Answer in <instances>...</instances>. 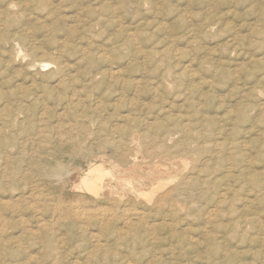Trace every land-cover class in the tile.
Segmentation results:
<instances>
[{
	"label": "rangeland",
	"instance_id": "rangeland-1",
	"mask_svg": "<svg viewBox=\"0 0 264 264\" xmlns=\"http://www.w3.org/2000/svg\"><path fill=\"white\" fill-rule=\"evenodd\" d=\"M0 12H2V14H0V139L3 137V141L2 139L0 140V147L2 146L1 144L5 142L3 144L4 147L2 146L3 149L2 147L0 148V178L3 180L1 181L0 179V264H146L147 262H149L148 264H151L152 262H154L152 264H161L163 260L164 262L162 264H205V262L206 264H264V0H0ZM19 48L22 49V52H24L25 54L24 57L26 58H24L23 56H16V51ZM107 56L109 58H107ZM22 58L25 60H23ZM35 60L56 62L60 64L61 67L63 65L66 66L62 67L63 72L61 74H55V79L45 77L43 78V72L39 70L40 68L37 66L38 62H36ZM35 63H37V65ZM33 64L35 66L30 67ZM107 69L109 70L107 71ZM114 69L117 70V72H114ZM105 70L108 74L105 73ZM122 72L125 73L123 74ZM162 72L164 75H167V72H169V74L167 76H164L162 75ZM29 76H31L30 80L34 78L33 82H28ZM80 79L82 81H80ZM121 79L122 81H119ZM59 80L64 82H60ZM76 80H79L78 83ZM36 81L37 83H34ZM73 81L74 84L72 83ZM38 83L39 85L41 84L42 89L38 85ZM172 83L174 85H172ZM30 84L33 85V90H31ZM60 84L63 87H58V85ZM83 84L86 85L87 88L83 86ZM150 86L151 89H149ZM34 87L36 92L34 91ZM76 87L78 88L76 89ZM120 87L124 88L121 89ZM81 89H84L86 93ZM120 90L123 92H121ZM31 91L32 94L33 92H35L34 95L31 94ZM119 92L126 95L122 97L123 94H120ZM141 92L143 93L141 94ZM137 93H139L140 95ZM36 94H38L39 96H36ZM72 94H75L76 96H78V98L81 97V99L79 98V100H82L83 102H78V98H74L77 99L74 100L73 97L75 95L72 96ZM160 94L164 96L162 97ZM31 95L33 96V98ZM132 96L137 98H134ZM152 97L154 98L152 99ZM133 99L135 100V102L132 101ZM166 100L169 102H167ZM244 100L247 102L245 103ZM96 101L99 102L96 103ZM138 101L140 102V104ZM101 102H104L102 103L104 106L100 104ZM116 102L119 105L115 104ZM129 102H131V104L133 102L134 105L132 104L131 107V104ZM148 102L150 103L148 104L149 106L147 105ZM28 103H30L31 105L33 103V108L28 107ZM69 103L71 104L68 105ZM105 103L108 105H105ZM142 103L143 105H141ZM159 103L162 105H160ZM93 104L95 105V107L93 106ZM166 104H168V106ZM3 105L5 106L4 108L2 107ZM67 105L71 108H65V106ZM129 105L130 107H127ZM139 105L141 106V108L143 106L144 109L140 108V110H137L139 108ZM238 105H240V108ZM75 106L76 109L78 108L80 110H75ZM241 106L243 107V109ZM63 107L64 113H59L62 112L61 108ZM85 107H87V114L85 111ZM103 107L107 108L108 110L106 109L105 111ZM2 108L3 110L6 109L7 111L5 110L4 112ZM93 108L94 110H92ZM102 108L104 110H101ZM146 109L149 112H146ZM98 110H100L101 115H103L102 119L100 118V112ZM66 111H68V113ZM96 111H98L99 113H97ZM103 111H105V114H102ZM235 111L238 112V117H235L237 116V114L234 115L235 113H237ZM241 111L242 113L243 111L244 113L247 111L248 112L247 114L243 113V115L241 114ZM78 112H81L82 116H85L81 117V114H79ZM129 112L134 114H130ZM153 112H155L156 114ZM164 112L168 114L167 117ZM168 112L173 115H170ZM1 113L3 116L1 115ZM42 113L45 114L44 116H46L47 118L44 117ZM111 113L113 116L111 115ZM183 113L186 115H182ZM77 114L81 118H79ZM121 114L123 116L124 114L126 115L123 117ZM139 114L142 116H140ZM176 114L178 117L177 119L180 118L178 122L176 119ZM49 115H52V118ZM58 115L64 116L63 120L62 117ZM67 115L69 116V118L67 117ZM104 115L105 117L107 116V119H105ZM116 115L118 116V118H116ZM130 115H132L133 117ZM159 115H163L162 118H164V116L166 118L161 119ZM187 115L190 117L187 118ZM110 116L112 117V119L113 117H115V119L117 120L114 121L115 119H113V122ZM144 116L146 118L148 116L150 119H145ZM2 117L5 118L2 119ZM6 117L7 120H5ZM98 117L101 120H99ZM126 117H130L131 120L134 119V121L129 122L131 120L129 118L127 119ZM135 117L138 119H135ZM16 118L20 119V121ZM30 118L33 120H31ZM82 118H84V120ZM159 118L160 124L163 122L162 124H164L165 126L161 124L162 126L160 127L156 124L159 123ZM46 119L47 121L48 119H50L48 123L47 121H45ZM125 119L127 120L125 121ZM2 120H4L5 122ZM40 120L41 122L45 121L46 123L44 122V125L40 124ZM66 120H69L73 123H70ZM74 120L76 121V125L74 124ZM79 120L81 122L83 121V123L79 124L81 123ZM104 120L105 122H103ZM90 121H92V123H90ZM109 121L110 123L112 122V124H109ZM181 121H184L185 124ZM205 121L206 123L204 124ZM2 122L4 123V125L1 124ZM14 122H16V125ZM19 122L22 123L21 126ZM56 122L57 124L59 123L58 125H56L59 130L55 126ZM64 122L68 123L65 124ZM101 122L105 123L104 127L102 128L100 127L103 124ZM147 122L151 123V127ZM60 123L68 129L66 134L65 131L67 129L64 127L63 131V127L60 125ZM125 123H127L128 125L126 124V126ZM143 123H147L148 125L145 124L147 126H144ZM194 123L196 126L193 125ZM12 124H14L15 127L12 128V126H14ZM190 124L194 128H190ZM29 125H31V127ZM72 125H74V127ZM108 125H111V127L114 128L111 130V127H109ZM120 125L121 127L119 128ZM166 125L168 129H166ZM54 126L56 127L58 132L56 131ZM128 126L129 129H127ZM158 126L160 128H157ZM182 126H185L186 128L188 127L187 133L185 132L186 135L183 134L184 132H176L178 128ZM200 126L203 127L200 129ZM210 126L211 130H209ZM29 127L31 128V130ZM79 127L82 128L83 131L82 129H79ZM107 127L108 129H106ZM147 127L149 130L147 129ZM14 128H16V130ZM48 128L50 130H48ZM39 129L40 131L44 129L45 130L40 132ZM92 129L94 130V132ZM115 129H117L118 131ZM151 129L155 130L154 132L158 133H155L154 135H157L155 137H160V139L156 138V140L153 141L154 132L151 131ZM173 129H175L173 131V134L177 133L175 134L176 136L172 134ZM217 129L219 130V132ZM12 130L13 133L11 132ZM70 130L71 132H69ZM86 130L87 132H90L86 133ZM108 130L111 132L109 133ZM6 131L8 134L6 133ZM59 131L61 132V134L64 132L63 134L65 135V137L63 134L61 135ZM72 131H79L80 133L77 132L74 135ZM119 131H123L122 134H120V137H118L120 133ZM127 131H129L131 135ZM148 131L151 132L149 133ZM39 132L43 135H40ZM43 132H46V135ZM97 132H101L104 137H101V133H98L101 134L98 135ZM126 132L128 136L126 134V136L123 134ZM167 132H170L171 135H167ZM30 133L32 134L31 136ZM47 133L51 134L49 135ZM191 133H193L194 136ZM196 133H198V138L195 137ZM83 134H87L86 137ZM106 134L109 135V137ZM207 134H209L208 138ZM216 134L217 137L215 136ZM59 135L62 138L59 137ZM66 135H68L69 138ZM133 135H137L135 137L136 140L134 139V141L132 140ZM225 135L227 136L225 137ZM29 136L31 137V139L34 137L33 140H31ZM42 136L45 137V139H43ZM87 136L89 138H92L89 140ZM105 137H107L108 139L114 138L112 139L113 141L115 140V142H119V144L117 142L119 146V152H123V154L126 155L129 152L130 156H128V158L126 159L127 163L122 162V164H119L120 162L118 163L117 159L114 160L115 157L113 156L112 149L110 148H94L98 144L97 141L100 140L98 138ZM162 137L166 140H163ZM64 138L65 141H63ZM78 138L80 139V141L78 140ZM140 138L142 139L139 141ZM214 138L216 140H214ZM220 138L222 139L220 140ZM202 139L206 140L204 141ZM240 140H242V143L240 142ZM59 141L61 143H59ZM94 141L95 143H92ZM121 141H123L122 147L124 146L122 150L120 146ZM151 141L152 144H148L151 143ZM181 141H186V143ZM222 141L224 142L221 146ZM37 142L38 144H41L37 146ZM132 142H134L135 144ZM175 142L178 144H176ZM180 142L181 144H179ZM217 142L220 143H218L217 145ZM230 142L233 144H230ZM51 143L52 145L50 146ZM66 143L68 144V146ZM126 143L128 144L127 146ZM136 144L139 146H137L138 148L135 147ZM184 144H186L185 146L187 147L184 148ZM20 146L23 147L22 150ZM80 146L87 149L91 148L90 151H93L92 153L96 152V154H92L91 158L89 159H84L79 155L76 156V161L73 159L75 156L70 159L69 153L73 150L76 151L77 148L79 151L81 149ZM168 146H170V148ZM217 146H219V148ZM157 147L159 149H163V151H159ZM189 147H193L192 150H190L191 148ZM195 147L197 148V153L194 152L196 149ZM51 148L53 151L50 153L51 150L49 149ZM124 148H126L127 151ZM147 148L151 149L154 153L150 150L149 153L144 154V150H146ZM176 148L178 151L176 150ZM223 148L229 150L226 151ZM167 149H170V152H168ZM171 149H174V151L171 152ZM185 149H188L189 152ZM62 150L65 151L62 155V161L64 163L66 173L61 181L56 180L54 177H52L50 172L48 174L49 170L47 171L46 169L48 168V164L51 158L56 154V152H63ZM141 150H143L142 153ZM15 152H17L18 154L16 155ZM155 152L157 154L156 156L154 155ZM158 152H160V154L166 158H163L162 156L160 157V154ZM4 153L7 155H5ZM151 153H153V155H150ZM180 153H182L183 155ZM194 153L196 155L198 154L199 157H197L198 155L195 156ZM45 154L46 156H44ZM167 154H169L171 157L169 155L167 156ZM147 155L148 157H145ZM179 156H182L184 159L182 157L178 158ZM191 156L194 157L191 158ZM212 156L214 157L212 158ZM174 157L178 160L174 159ZM37 158L42 159L38 160ZM171 158L176 162H179L183 159L185 161V163H183L185 167L181 168L183 165L178 164V162L177 164H173V162H176ZM72 159L74 161H72ZM159 160H161L165 164H162V162H160ZM167 160L168 162L170 161V164L172 165H178L172 166L176 170H179L181 168L180 170L183 171V169H185L183 171L184 175L190 178L189 181H192V184L190 183L185 190H176L174 191L176 192L174 194L172 192L171 197L173 198H171L170 204V206L172 205V207H170L171 210H169V212V205H166L164 209L159 210L160 212L152 211L153 214L151 212L143 210L141 206H139L140 204L138 202L141 201V199L139 198L140 196L138 197L131 193L128 189V186L123 184L125 182L121 183V180L115 181L114 179H109V181H106V183L110 182V186L106 187L112 190V194L110 195V197H102V195L94 197L91 195H87L82 189L78 188L81 187L80 180L83 177L85 170L93 163H98L101 165L103 164L102 166L104 169L110 171L116 176L121 174L126 175L127 178L131 177L129 181L134 184L135 178L146 181L147 178L144 177L149 175V173L155 167H168L170 164L167 162ZM194 160L195 162H193ZM203 160H205V162L207 160L210 162L207 161L206 165ZM216 160L219 161L217 162ZM35 161L36 163H34ZM70 161L72 162L70 163ZM7 163L9 164L7 165ZM128 163L131 164L129 165ZM203 163L206 166H203ZM34 165L36 167H34ZM124 166L127 167V169ZM35 168L38 170H36ZM8 169H11V171H9ZM199 169L204 170L202 172L201 170L199 171ZM213 169H217V171ZM187 171L190 172L188 173ZM15 173L18 176H15ZM135 173L139 175L137 176L135 175ZM46 174H48L50 178ZM8 175L9 178L6 179ZM143 175L145 176L143 177ZM2 176L4 177V179L2 178ZM45 176H47L48 178ZM171 179L172 178L167 177V179H165V181L163 180V182H174V179L172 182ZM216 179L217 181H215ZM202 180L205 181L204 184H201V182L203 183ZM214 181L215 183H213ZM230 184L232 185L230 186ZM39 186L45 189L43 190V188H40ZM37 188H39L41 191H38L39 189ZM210 188H212V191ZM225 188L231 189L226 190ZM32 191H34L35 193ZM187 191L190 195L187 193ZM39 192H41L40 195ZM46 193L47 195H45ZM196 194H198L199 196H196ZM28 195L31 196V198ZM48 195H51V197H49ZM122 195L124 197H122ZM174 195H178L179 197L183 196L184 198H179L178 196ZM220 195H223V197H221ZM185 196L189 199H186L187 202L185 200ZM195 196L197 198H200L201 201ZM26 197L28 198L26 199ZM111 197L113 199H111ZM35 198L37 201L35 200ZM230 198H233L232 201H230ZM126 199L128 203L125 202ZM219 199L220 201H218ZM195 200H198L199 204H197L198 202ZM44 202L45 204L43 205ZM58 202L59 204L62 203V205H58ZM121 202L123 204L125 202V208L124 206L122 207L123 204H121ZM40 203L43 205V207H41ZM67 203L70 204L67 205ZM75 203L78 206L83 207L82 209H84L87 215H89L85 216V218L88 217L87 220L83 217L81 218L75 216L74 212L71 209V206L69 207V205H76ZM86 203L87 205L89 204L90 207L87 206ZM117 203H119V207ZM180 205L182 208H180ZM15 206L20 210L18 208H15ZM65 206L67 207V210H64ZM68 207L71 209V212L70 210H68ZM126 207H128L129 209ZM190 207L193 208L191 211ZM94 208H96L97 210ZM115 208H118L117 212ZM172 209L173 212L175 210L176 212L173 213ZM90 210L92 211V213ZM13 211L15 212L13 213ZM34 211H37V213H41H38L37 216L36 212ZM64 211L66 212V214H63ZM68 211L69 214H71L70 216L69 214H67ZM135 211H142V213H144L141 215L143 218L139 219L142 222L136 220L134 218L136 217L135 215L131 217L128 216V219L130 221L126 220V217L124 215H129L128 212L133 213ZM170 211L172 213H170ZM57 212H59L60 215ZM110 212L113 215H111ZM99 213L101 216L99 215ZM116 213L120 214V217ZM90 214H92L93 216L95 214L96 216L93 217ZM170 214L171 216H169ZM225 214H228L229 216L226 217L224 216ZM50 215L53 219L48 218L50 217ZM61 215H64L65 217L62 216L63 219H60L62 218ZM66 215H68L69 219ZM116 215L117 218H114ZM162 215H164L165 217ZM36 216L38 218L35 219ZM161 216L162 218H164L162 219ZM121 217L122 219L124 218V222ZM167 217H170L171 222L170 220L167 221L169 219ZM71 218L72 221L70 220ZM133 218L134 221H132ZM49 219L50 222L48 223ZM118 219H121V221ZM36 220L38 221V223ZM51 220L55 221V223H52ZM69 220L71 221L70 224ZM41 221L45 224L44 226H46V228L42 226ZM112 221H114L115 224L118 222V224L115 225ZM127 222L130 223L131 228L133 227L132 230L130 227H125L128 224ZM133 222H135V224ZM61 223L63 224V226ZM99 223H102L101 225H106H103V227H99ZM140 223L142 225H140ZM163 223L166 226H160L161 229H159V224L164 225ZM85 224H88V227L85 226ZM108 224L109 228L106 229V227H108ZM177 224L179 226H177ZM79 225H81L82 229L78 227ZM33 226L35 229L32 228ZM51 226H53V229L51 228ZM83 226L85 228H83ZM121 226L123 227L121 228ZM136 228H138L139 230ZM148 228H150L151 230ZM60 229L63 230L61 231ZM120 229L122 233H120ZM79 230H82L83 232L86 231L88 235H85V233H82V231ZM133 230L137 231L132 232ZM205 230L208 235L206 234V232L204 233ZM102 231L104 232L103 234ZM127 231H129V235L131 234L130 236H127ZM149 231L154 236H152ZM25 232H28L29 235H26ZM45 232L47 234H45ZM64 232L65 234H63ZM123 232L124 234H126L125 238L123 237ZM77 233L81 236V239H79ZM44 234L46 235L45 237ZM74 234H76V236H74ZM93 234H95L96 237H93ZM100 234L103 236L101 237ZM118 234L120 235L118 236ZM149 234L151 237L149 236ZM55 235L59 241L56 240ZM63 235H65V237L67 238L62 240ZM115 237L119 240L115 239ZM129 237L131 241H128ZM104 238L106 241L104 240ZM154 238L156 239L154 240ZM202 238L203 241L207 239V242H203ZM152 239L153 241H151ZM200 239L202 243L200 242ZM176 240L179 242H176ZM196 240L202 245L199 243L195 244ZM90 241L93 242L91 243ZM59 242H61L62 244ZM74 242H76V244ZM105 243L108 245H105ZM101 245L103 248L101 247ZM193 245L197 247H194ZM80 246L85 247L83 248ZM98 246L100 247L98 248ZM108 247L113 248L114 251L113 249L111 250V248L109 250ZM221 247H223L225 250L223 248L221 250ZM198 248L200 250H198ZM205 248H208V250L205 251ZM101 249L105 252H102ZM86 251L89 252L87 253ZM220 251H225L226 253L229 252V254L225 253V256L227 257L224 256L222 260V257H220L219 254ZM101 252L107 255L103 256ZM157 252H160V255L157 254ZM153 253L155 256L153 255ZM109 254H111L113 257ZM202 254L206 256V260H204L205 257H201ZM238 254L240 256H238ZM76 255H78V257ZM94 255L96 256L94 257ZM75 256L79 259H77ZM157 256H161L159 259L162 260H159ZM162 256L164 257V259L162 258ZM92 257H94V259ZM109 257H111V260ZM169 257L171 260L168 259ZM154 258L157 260H155Z\"/></svg>",
	"mask_w": 264,
	"mask_h": 264
},
{
	"label": "bare ground",
	"instance_id": "bare-ground-1",
	"mask_svg": "<svg viewBox=\"0 0 264 264\" xmlns=\"http://www.w3.org/2000/svg\"><path fill=\"white\" fill-rule=\"evenodd\" d=\"M13 5H14V4H13ZM14 6H15V5H14ZM9 11H10V10H9ZM0 14H2V12H0ZM99 52H100V51H99ZM103 52H104V51H103ZM103 52H101V53H103ZM13 53H14V52H13ZM99 54H100V53H99ZM105 55H106V54H105ZM105 55H104V56H105ZM14 56H15V55H14ZM16 56H17V57H19V56H20V57H21V56L24 57L25 54H24V52H22V49L19 48V49L16 51ZM16 56H15V57H16ZM95 57H96V56H95ZM98 57H99V55H98ZM24 58H26V57H24ZM96 58H97V57H96ZM107 58H109V57L107 56ZM13 59H14V58H13ZM18 59H19V58H18ZM22 59H23V58H22ZM102 59H103V55H102ZM104 59H105V58H104ZM23 60H25V59H23ZM96 60H97V59H96ZM105 60H106V59H105ZM35 61L38 62V65H37V63H35V64L40 68L39 70H41V72H43V73H42L43 78L45 77V78H52V79H55V78H56L55 74H58V73L61 74V73L63 72L62 67H65V66H66V65H63V66L61 67L60 64H58V63H56V62H50V61H45V60H35ZM97 61H98V60H97ZM101 61H102V60H101ZM106 61H107V60H106ZM27 64H28V63H27ZM29 64H30V62H29ZM29 64H28V65H29ZM53 64H54V65H53ZM52 65H53V66H52ZM119 65H120V64H119ZM32 66H35V65L33 64V65H31L30 67H32ZM164 66H165V65H164ZM111 67H112V66H111ZM118 67H119V66H118ZM118 67H117V68H118ZM52 68H53V69H52ZM117 68H116V69H117ZM112 69H113V68H112ZM120 69H121V68H120ZM167 69H168V68H167ZM37 70H38V69H37ZM108 70H109V69H107V71H108ZM110 70H111V69H110ZM28 71H29V70H28ZM31 71H32V70H31ZM34 71H35V70H34ZM105 71H106V70H105ZM107 71H106L105 73H107ZM115 71L117 72V70L114 69V72H115ZM122 71H123V70H122ZM124 71H125V69H124ZM169 71H170V70H169ZM41 72H40V73H41ZM170 72H171V71H170ZM111 73H112V72H111ZM118 73H119V70H118ZM118 73H116V74H118ZM122 73L124 74L125 72H122ZM167 73L169 74V72H167ZM107 74H108V73H107ZM165 74H166V73H165ZM168 74H167V75H168ZM119 75H120V74H119ZM162 75H164L163 72H162ZM167 75H164V76H167ZM171 75H172V74H171ZM39 76H40V75H39ZM42 76H41V77H42ZM112 76H113V74H112ZM114 76H116V75H114ZM117 76H118V75H117ZM121 76H122V75H121ZM123 76H124V75H123ZM30 77H31V76H29V80H28V82H29V81L33 82V79H34V78L32 77L33 79L30 80ZM109 77H110V76H109ZM43 78H42V79H43ZM121 78H122V77H121ZM162 78H163V77H162ZM169 78H170V77H169ZM62 79H63V78H62ZM112 79H113V78H112ZM112 79H110V80H112ZM119 79H120V78H119ZM39 80H40V79H39ZM73 80H74V79H73ZM110 80H109V81H110ZM149 80H150V79H149ZM158 80H160V79H158ZM171 80H172V79H171ZM40 81H41V80H40ZM40 81H39V82H40ZM59 81H60V82H64V81H61V80H59ZM71 81H72V80H71ZM76 81H77V80H76ZM78 81H79V80H78ZM78 81H77V83H78ZM80 81H82V80L80 79ZM92 81H93V80H92ZM119 81H122V79L119 80ZM127 81H128V80H127ZM129 81H130V80H129ZM164 81H165V80H164ZM28 82H27V83H28ZM60 82H59V83H60ZM99 82H100V80H99ZM158 82H159V81H158ZM34 83H37V81L34 82ZM34 83H33V84H34ZM72 83L74 84V81H73ZM83 83H84V82H83ZM93 83H94V82H93ZM123 83H124V81H123ZM123 83H122V84H123ZM125 83H126V82H125ZM152 83H153V82H152ZM155 83H157V82H155ZM164 83H165V82H164ZM166 83H167V82H166ZM43 84H44V83H43ZM53 84H55V83H53ZM53 84H52V85H53ZM61 84H62V83H61ZM61 84L58 85V87H59V86H60V88L63 87V86H61ZM87 84H88V83H87ZM102 84H103V83H102ZM114 84H115V83H114ZM114 84H113V85H114ZM136 84H137V83H136ZM136 84H135V85H136ZM167 84H168V83H167ZM167 84H166V85H167ZM170 84H171V83H170ZM170 84H169V85H170ZM38 85H39V83H38ZM113 85H112V87H113ZM123 85H124V84H123ZM123 85H122V86H123ZM149 85H150V84H149ZM159 85H160V84H159ZM172 85H174V84L172 83ZM175 85H176V84H175ZM30 86H31V87H30L31 90H33V89H32V88H33V87H32L33 85L30 84ZM39 86L41 87V84H40ZM73 86H74V85H73ZM83 86L86 87V85H84V84H83ZM126 86H127V85H126ZM151 86H152V85H151ZM151 86H150L149 89H151ZM210 86H211V85H210ZM36 87H37V85H36ZM50 87H51V86H50ZM54 87H55V86H54ZM58 87H57V88H58ZM118 87H119V86H118ZM154 87H155V86H154ZM154 87H152V88H154ZM156 87H158V86H156ZM161 87H162V86H161ZM168 87H169V86H168ZM174 87H175V86H174ZM55 88H56V87H55ZM55 88H54V89H55ZM77 88H78V87H76V89H77ZM81 88H82V87H81ZM86 88H87V87H86ZM88 88H90V87H88ZM120 88H121V87H120ZM123 88H124V87H123ZM123 88H121V89H123ZM137 88H138V87H137ZM176 88H177V87H176ZM13 89H14V88H13ZM41 89H42V87H41ZM74 89H75V88H74ZM84 89H85V88H84ZM84 89H83V90H84ZM113 89H115V88H113ZM135 89H136V88H135ZM135 89H134V90H135ZM159 89H160V88H159ZM79 90H80V89H79ZM81 90H82V89H81ZM83 90H82V91H83ZM124 90H125V89H124ZM132 90H133V89H132ZM29 91H30V90H29ZM34 91L36 92L35 87H34ZM76 91H77V90H76ZM84 91H85V90H84ZM115 91H117V90H115ZM120 91H121V90H120ZM149 91H151V90H149ZM159 91H160V90H159ZM163 91H164V90H163ZM27 92H28V91H27ZM35 92H33V94H32V91H31V94L34 95ZM70 92H71V91H70ZM73 92H74V91H73ZM87 92H88V91H87ZM121 92H123V91H121ZM124 92H125V91H124ZM134 92H135V91H134ZM137 92H138V91H137ZM155 92H156V91H155ZM155 92H154V93H155ZM41 93H43V92H41ZM71 93H72V92H71ZM85 93H86V91H85ZM89 93H90V92H89ZM106 93H107V92H106ZM119 93H120V92H119ZM142 93H143V92H141V94H142ZM157 93H158V92H157ZM243 93H244V92H243ZM2 94H3V93H2ZM11 94H12V93H11ZM76 94H77V93H76ZM103 94H104V93H103ZM120 94H123V93H120ZM137 94H139V93H137ZM244 94H245V93H244ZM14 95H15V92H14ZM21 95H22V93H21ZM25 95H26V93H25ZM25 95H24V96H25ZM32 95H31V96H32ZM37 95H38V94H36V96H37ZM69 95H70V94H69ZM69 95H68V96H69ZM74 95H75V94H72V96H74ZM86 95H87V94H86ZM92 95H93V94H92ZM92 95H91V96H92ZM118 95H119V94H118ZM125 95H126V94H125ZM125 95L123 94L122 97H124ZM139 95H140V94H139ZM160 95H161V94H160ZM36 96H35V97H36ZM38 96H39V95H38ZM70 96H71V95H70ZM75 96H76V95H75ZM75 96L73 97V99H74V98H78V96H76V97H75ZM80 96H81V95H80ZM94 96H95V95H94ZM102 96H103V95H102ZM102 96H101V98H102ZM120 96H121V95H120ZM129 96H130V95H129ZM129 96H128V97H129ZM134 96H135V95H134ZM134 96H132V97H134ZM136 96H137V95H136ZM158 96H159V95H158ZM161 96L163 97L164 95H161ZM161 96H160V97H161ZM116 97H117V96H116ZM132 97H131V98H132ZM138 97H139V96H138ZM156 97H157V96H156ZM162 97H161V98H162ZM32 98H33V96H32ZM38 98H39V97H38ZM79 98L81 99V97H79ZM79 98H78V102H79V101L81 102L82 100H79ZM87 98H88V97H87ZM96 98H97V97H96ZM101 98H100V100H101ZM125 98H126V97H125ZM125 98H124V99H125ZM131 98H130V101H131ZM134 98H137V97H134ZM141 98H142V97H141ZM153 98H154V97H152V99H153ZM178 98H179V97H178ZM244 98H246V97H244ZM73 99H72V100H73ZM122 99H123V98H122ZM127 99H129V98H127ZM139 99H140V98H139ZM152 99H151V101H152ZM158 99H159V98H158ZM36 100H37V99H36ZM69 100H71V99H69ZM74 100H77V99H74ZM85 100H86V98H85ZM115 100H116V99H115ZM115 100H114V101H115ZM142 100H143V99H142ZM161 100H162V99H161ZM185 100H186V98H185ZM245 100H246V99H245ZM245 100H244V101H245ZM30 101H31V100H30ZM102 101H103V100H102ZM111 101H112V100H111ZM120 101H121V100H120ZM120 101H118V102H120ZM132 101L135 102L134 99H133ZM139 101H140V100H139ZM139 101H138V102H139ZM151 101H150V102H151ZM166 101H167V100H166ZM26 102H27V101H26ZM26 102H25V105H26ZM36 102H37V101H36ZM70 102H71V101H70ZM73 102H74V101H73ZM82 102H83V101H82ZM92 102H93V100H92ZM97 102H99V101H96V103H97ZM163 102H164V101H163ZM167 102H169V101H167ZM167 102H165V103H167ZM246 102H247V101H245V103H246ZM43 103H44V102H43ZM102 103H104V102H101L100 104H102ZM129 103L131 104V102H129ZM129 103H127V104H129ZM136 103H137V100H136ZM161 103H162V101H161ZM245 103H244V104H245ZM70 104H71V103H69L68 105H70ZM76 104H77V102H76ZM78 104H79V103H78ZM83 104H84V103H83ZM98 104H99V103H98ZM115 104H118V103L116 102ZM132 104H133V102H132ZM132 104H131V107H132ZM139 104H140V102H139ZM148 104H150V103L148 102L147 105H148ZM159 104H160V103H159ZM168 104H169V103H168ZM168 104H166V105L168 106ZM172 104H173V103H172ZM241 104H242V103H241ZM241 104H240V105H241ZM27 105H28V107H32V106H33V103H32V105H31L30 103H28ZM30 105H31V106H30ZM35 105H36V103H35ZM61 105H62V104H61ZM68 105L65 106V108H66V107H67V109H68V108H71L70 106L68 107ZM84 105H86V104H84ZM105 105H108V104L105 103ZM111 105H114V104H111ZM118 105H119V104H118ZM133 105H134V104H133ZM141 105H143V103H142ZM147 105H145V106H147ZM160 105H162V104H160ZM240 105H238L239 108H240ZM6 106H7V105H6ZM23 106H24V105H23ZM73 106H74V103H73ZM86 106H87V105H86ZM93 106L95 107L94 104H93ZM97 106H99V105H97ZM102 106H104V105L102 104ZM136 106H137V105H136ZM148 106H149V105H148ZM163 106H164V105H163ZM163 106H162V107H163ZM167 106H166V107H167ZM171 106H172V105H171ZM238 106H237V107H238ZM243 106H244V105H243ZM254 106H255V105H254ZM258 106H259V105H258ZM2 107L4 108L5 106L3 105ZM41 107H42V106H41ZM108 107H109V106H108ZM111 107H113V106H111ZM114 107H115V106H114ZM127 107H130V105L127 106ZM166 107H165V108H166ZM241 107H242V106H241ZM246 107H247V106H246ZM246 107H245V108H246ZM3 108H2V110H3ZM24 108H26V107H24ZM32 108H33V107H32ZM32 108H30V109H32ZM42 108H43V107H42ZM74 108H75V110L78 109V108L76 109V106H75ZM74 108H72V109H74ZM85 108H86L85 111H86V114H87V107H85ZM85 108H84V109H85ZM100 108H101V107H100ZM103 108H104V107H103ZM103 108H102L101 110H104V109H105V111H106L107 108H104V109H103ZM140 108H141V106L139 105V108H138L137 110H140ZM142 108H143V106H142ZM142 108H141V109H142ZM145 108H147V107H145ZM148 108H150V107H148ZM165 108H164V109H165ZM167 108H168V107H167ZM171 108H172V107H171ZM177 108H179V107H177ZM61 109H62V110H61L62 112H59V113H64V112H63V111H64V107L61 108ZM81 109H82V108H81ZM97 109H98V108H97ZM109 109H110V108H109ZM114 109H115V108H114ZM116 109H117V107H116ZM130 109H132V108H130ZM130 109H129V110H130ZM135 109H136V107H135ZM143 109H144V108H143ZM242 109H243V107H242ZM260 109H261V107H260ZM2 110H1V111H2ZM5 110H6V109H5ZM5 110H3V111L5 112ZM42 110H43V109H42ZM45 110H46V109H45ZM78 110H80V109H78ZM92 110H94V108H93ZM95 110H96V109H95ZM107 110H108V109H107ZM127 110H128V108H127ZM152 110H153V109H152ZM172 110H173V109H172ZM3 111H2V112H3ZM6 111H7V110H6ZM26 111H27V110H26ZM40 111H41V110H40ZM69 111H70V110H69ZM81 111H82V110H81ZM88 111H89V110H88ZM98 111L100 112V110H98ZM98 111H96V112L99 113ZM105 111H103L104 113L102 112V114H105ZM115 111H117V110H115ZM133 111H134V110H133ZM133 111H132V112H133ZM154 111H155V109H154ZM165 111H167V110H165ZM178 111H179V110H178ZM4 112H3V113H4ZM30 112H31V111H30ZM41 112H42V111H41ZM45 112H46V111H45ZM45 112H44V113H45ZM56 112H57V111H56ZM66 112L68 113V111H66ZM113 112H114V111H113ZM124 112H127V111H124ZM130 112H131V111H130ZM130 112H129V113H130ZM137 112H138V111H137ZM140 112H141V111H140ZM146 112H149V111H147V109H146ZM150 112H151V109H150ZM235 112H237V111H235ZM235 112H234V113H235ZM247 112H248V111H247ZM247 112H245V113L247 114ZM74 113H75V111H74ZM78 113H79V112H78ZM84 113H85V112H84ZM91 113H92V112H91ZM107 113H108V112H107ZM109 113H110V112H109ZM153 113H155V112H153ZM157 113H158V112H157ZM164 113L166 114V112H164ZM168 113H169V112H168ZM243 113H244V111H243ZM243 113H242V111H241V114H243ZM245 113H244V114H245ZM21 114H22V113H21ZM30 114H31V113H30ZM40 114H41V113H40ZM55 114H56V113H55ZM79 114H81V112H80ZM99 114H100V118L102 119V116H103V115H101V112H100ZM126 114H127V113H126ZM126 114H124V116H125ZM130 114H134V113H130ZM155 114H156V113H155ZM165 114H164V115H165ZM169 114H170V115H173V114H171V113H169ZM179 114H180V113H179ZM236 114H237V116H235V117H238V112L235 113L234 115H236ZM244 114H243V115H244ZM1 115H2V113H1ZM4 115H6V114H4ZM28 115H29V114H28ZM28 115H27V116H28ZM42 115L44 116L45 114L42 113ZM52 115H53V114H52ZM52 115H51V116L49 115V116L52 118ZM65 115H66V114H65ZM77 115H78V114H77ZM83 115H84V114H83ZM111 115H112V113H111ZM118 115H119V113H118ZM121 115H122V114H121ZM139 115H140V114H139ZM145 115H146V113H145ZM167 115H168V114H166V117H167ZM170 115H169V116H170ZM182 115L185 116L186 114L183 113ZM2 116H3V115H2ZM25 116H26V115H25ZM32 116H33V115H32ZM49 116H48V117H49ZM58 116H61V115H58ZM75 116H76V115H75ZM84 116H85V115H84ZM84 116H82V114H81V117H84ZM112 116H113V115H112ZM122 116H123V115H122ZM124 116H123V117H124ZM130 116H132V115H130ZM140 116H142V115H140ZM140 116H139V118H140ZM159 116H160V115H159ZM162 116H163V115H162ZM162 116H160L161 119L166 118L165 116H164V118H162ZM174 116H175V115H174ZM184 116H183V117H184ZM30 117H31V116H30ZM38 117H39V116H38ZM41 117H42V116H41ZM44 117H46V116H44ZM61 117H62V120H63V117H64V116H61ZM67 117L69 118L68 115H67ZM78 117H79V115H78ZM81 117H79V118H81ZM104 117H105V115H104ZM106 117H107V116H106ZM106 117H105V119H107ZM110 117H111V116H110ZM110 117H109V118H110ZM132 117H133V116H132ZM144 117H145V116H144ZM144 117H142V118H144ZM150 117H151V116H150ZM179 117H180V116H179ZM188 117H190V116L187 115V118H188ZM209 117H210V116H209ZM209 117H207V118H209ZM244 117H245V116H244ZM246 117H247V116H246ZM3 118H5V117H2V119H3ZM26 118H28V117H26ZM46 118H47V117H46ZM96 118H97V117H96ZM98 118H99V117H98ZM100 118H99V120H101ZM116 118H118L117 115H116ZM121 118H122V117H121ZM126 118H127V119L129 118V119L131 120L130 117H126ZM147 118H149V117L147 116ZM147 118L145 117V119H147ZM173 118H174V117H173ZM177 118H178V117H177V114H176V119H177ZM16 119H18V118H16ZM30 119H31V118H30ZM36 119H37V118H36ZM82 119L84 120V118H82ZM82 119H81V120H82ZM111 119H112V117H111ZM113 119H115V117H113ZM113 119H112V121H113ZM127 119H125V121H126ZM135 119H138V118L135 117ZM149 119H150V118H149ZM153 119H154V118H153ZM179 119H180V118H179ZM179 119H177V122H178ZM205 119H206V118H205ZM245 119H246V118H245ZM5 120H7V117H6ZM14 120H15V119H14ZM18 120L20 121V119H18ZM28 120H29V119H28ZM28 120H27V121H28ZM31 120H33V119H31ZM38 120H39V119H38ZM49 120H50V119H48V121H49ZM76 120H77V119H76ZM116 120H117V119H115L114 121H116ZM122 120H124V119H122ZM143 120H144V119H143ZM181 120H183V119H181ZM184 120H185V119H184ZM203 120H204V119H203ZM214 120H215V119H214ZM243 120H244V119H243ZM2 121H4V120H2ZM45 121H47V119H46ZM45 121H44V122H45ZM48 121H47V123H48ZM56 121H57V119H56ZM66 121H69V120H66ZM66 121H65V122H66ZM74 121H75V120H74ZM79 121H80V120H79ZM97 121H98V120H97ZM110 121H111V120H110ZM110 121H109V124H112V122L110 123ZM114 121H113V122H114ZM132 121H134V119L131 120V121H129V122H132ZM136 121H137V120H136ZM151 121H152V120H151ZM155 121H156V118H155ZM162 121H163V120H162ZM189 121H190V119H189ZM206 121H207V120H206ZM206 121L204 122V124L206 123ZM244 121H245V120H244ZM4 122H5V121H4ZM7 122H8V121H7ZM7 122H6V123H7ZM22 122H23V120H22ZM31 122H33V121H31ZM40 122H41V120H40ZM44 122H41L40 124H43V125H44V124L46 123V122H45V123H44ZM58 122H60V121H58ZM65 122H64V123H65ZM69 122H70V121H69ZM80 122H81V121H80ZM103 122H105V120H104ZM103 122H101V123H103ZM123 122H124V121H123ZM123 122H122V123H123ZM143 122H145V121H143ZM181 122H183V123L185 124L184 121H181ZM212 122H213V121H212ZM14 123H15V125H16V122H14ZM19 123H20V122H19ZM29 123H30V122H29ZM62 123H63V122H62ZM67 123H68V122H67ZM67 123H65V124H67ZM70 123H73V122H70ZM82 123H83V121H82L81 123H79V124H82ZM90 123H92V121H90ZM107 123H108V121H107ZM107 123H106V124H107ZM117 123H119V122H117ZM120 123H121V122H120ZM147 123H148L149 125L151 124V123H149V122H147ZM147 123H143L144 126H147V125H148ZM162 123H163V122H162ZM162 123H161V124H162ZM189 123H190V122H189ZM189 123H188V124H189ZM197 123H198V121H197ZM200 123H201V122H200ZM200 123H199V124H200ZM208 123H209V121H208ZM213 123H214V122H213ZM217 123H218V122H217ZM1 124L4 125L3 122H2ZM37 124H38V122H37ZM37 124H36V125H37ZM51 124H52V123H51ZM58 124H59V123H58ZM58 124H57V122H56L55 126L58 125ZM74 124L76 125V121H75ZM85 124H86V123H85ZM87 124H88V123H87ZM115 124H116V123H115ZM126 124H127V123H125V125H126ZM129 124H130V123H129ZM145 124H147V125H145ZM156 124L159 125L160 127H161L162 125H164V124H162V125L160 124V118H159V123H156ZM184 124H183V125H184ZM188 124H187V126H188ZM204 124H203V126H204ZM218 124H219V123H218ZM8 125H9V123H8ZM12 125H14V124H12ZM15 125L12 126V128L15 127ZM21 125H22V123H20V126H21ZM31 125H32V123H31ZM31 125H29V126L31 127ZM43 125H42V126H43ZM47 125H49V124H47ZM47 125H46V127H47ZM60 125H61V123H60ZM98 125H99V124H98ZM102 125H103V126H102ZM102 125H101V126L99 125V126L102 128V127H104L105 123H103ZM116 125H117V124H116ZM116 125H115V126H116ZM127 125H128V124H127ZM127 125H126V126H127ZM177 125H178V123H177ZM193 125H195V123H194ZM201 125H202V124H201ZM1 126H2V125H1ZM42 126H40V127H42ZM50 126H53V125H50ZM50 126H49V127H50ZM55 126H54V128L56 129L57 126H56V127H55ZM61 126L63 127V131H64V127H65V126H63V124H62ZM61 126H59V127H61ZM72 126L74 127V125H72ZM85 126H86V125H85ZM91 126H92V125H91ZM108 126H109V125H108ZM159 126H158L157 128H160ZM164 126H165V125H164ZM164 126H163V127H164ZM175 126H176V125H175ZM195 126H196V125H195ZM203 126H202V127H203ZM211 126H212V125H211ZM211 126H210V129H209V130H211ZM220 126H221V125H220ZM220 126H219V127H220ZM8 127H9V126H8ZM30 127H29V128H30ZM43 127H44V126H43ZM109 127H111V125H110ZM120 127H121V125L119 126V128H120ZM122 127H123V126H122ZM124 127H125V126H124ZM148 127H149V126H148ZM148 127H147V129H148ZM150 127H151V125H150ZM155 127H156V126H155ZM169 127H170V126H169ZM172 127H173V126H172ZM176 127H177V126H176ZM202 127L200 126V129H201ZM217 127H218V126H217ZM20 128H21V127H20ZM29 128H28V129H29ZM54 128H53V129H54ZM57 128H58V127H57ZM65 128H66V127H65ZM69 128H70V127H69ZM113 128H114V127H111V130H112ZM116 128H117V127H116ZM119 128H118V129H119ZM139 128H140V127H139ZM153 128H154V127H153ZM187 128H188V127H187ZM187 128H186L185 126L179 127L178 130H177L176 132H182V133L184 132L183 134L186 135L185 132L187 133V131H188ZM190 128H194V127H192L191 124H190ZM195 128H196V127H195ZM212 128H213V127H212ZM14 129L16 130V128H14ZM41 129H43V128H41ZM66 129H67V128H66ZM74 129H75V128H74ZM74 129H73V130H74ZM79 129H82V128L79 127ZM79 129H78V130H79ZM88 129H89V128H88ZM106 129H108V127H107ZM127 129H129V126H128ZM131 129H132V128H131ZM166 129H168V128H167V125H166ZM176 129H177V128H176ZM203 129H204V128H203ZM223 129H225V128H223ZM6 130H7V129H6ZM30 130H31V128H30ZM37 130H38V129H37ZM44 130H45V129H44ZM44 130H41V131H44ZM46 130H47V129H46ZM48 130H50V129L48 128ZM58 130H59V128H58ZM76 130H77V128H76ZM84 130H85V129H84ZM89 130H90V129H89ZM92 130H93V129H92ZM92 130H91V134H92ZM100 130H102V129H100ZM109 130H110V129H109ZM109 130H108V131H109ZM115 130H117V129H115ZM123 130H124V129H123ZM143 130H145V129H143ZM148 130H149V129H148ZM157 130H158V129H157ZM174 130H175V129L172 130V134H173V131H174ZM190 130H191V129H190ZM206 130H207V128H206ZM217 130H218V129H217ZM220 130H221V129H220ZM7 131H8V130H7ZM7 131H6V133H7ZM39 131H40V129H39ZM41 131H40V132H41ZM56 131H57V129H56ZM63 131H62V132H63ZM67 131H68V129L65 131V134H66ZM82 131H83V129H82ZM97 131H98V130H97ZM103 131H104V130H103ZM103 131H102V133H103ZM113 131H114V130H113ZM117 131H118V130H117ZM129 131H130V130H129ZM129 131H127V132H129ZM146 131H147V130H146ZM151 131L154 132L155 130L151 129ZM151 131H148V132L150 133ZM191 131H192V130H191ZM191 131H190V132H191ZM201 131H203V130H201ZM225 131H226V130H225ZM2 132H3V131H2ZM11 132L13 133V130H12ZM11 132H10V134H11ZM28 132H29V131H28ZM40 132H39V133H40ZM47 132H48V131H47ZM57 132H58V131H57ZM57 132H56V133H57ZM59 132H60V131H59ZM69 132H71V130H70ZM69 132H68V133H69ZM72 132H73V131H72ZM77 132H79V131H77ZM77 132H73L74 135H75V133H77ZM88 132H90V131H88ZM88 132H87V130H86V133H88ZM93 132H94V130H93ZM105 132H106V131H105ZM110 132H111V131H109V133H110ZM119 132H120V131H119ZM119 132H117V133H119ZM122 132H123V131H122ZM122 132L119 133V136H118V137H120V134H122ZM127 132H126V133H123V134H124V135L126 134V135L128 136ZM133 132H135V131H133ZM148 132H147V133H148ZM190 132H189V133H190ZM192 132H193V131H192ZM199 132H200V131H199ZM218 132H219V130H218ZM218 132H217V133H218ZM222 132H223V130H222ZM33 133H34V132H33ZM39 133H38V134H39ZM43 133H45V135H46V132H43ZM63 133H64V132H63ZM63 133H62V134H63ZM79 133H80V132H79ZM95 133H96V132H95ZM98 133H101V132H97V134H98ZM102 133H101V134H102ZM114 133H115V132H114ZM114 133H113V134H114ZM136 133H137V132H136ZM144 133H145V131H144ZM144 133H141V134H144ZM155 133H156V132H154L153 135H154ZM164 133H165V132H164ZM204 133H205V132H204ZM7 134H8V133H7ZM7 134H6V135H7ZM14 134H15V133H14ZM20 134H21V133H20ZM36 134H37V133H36ZM47 134H49V133H47ZM50 134H51V133H50ZM50 134H49V135H50ZM60 134H61V132H60ZM62 134H61V135H62ZM101 134H98V135H101ZM115 134H116V133H115ZM129 134H130V132H129ZM133 134H134V133H133ZM156 134H158V133H156ZM169 134H170V132H167V135H169ZM175 134H177V133H175ZM175 134H173V135H175ZM178 134H179V133H178ZM191 134H193V133H191ZM197 134H198V133H196V136H195V137H197ZM201 134H202V133H201ZM218 134H219V133H218ZM26 135H27V134H26ZM31 135H32V134L30 133V136H31ZM40 135H43V134L40 133ZM40 135H39V136H40ZM45 135H44V136H45ZM55 135H57V134H55ZM55 135H54V137H55ZM63 135H64V134H63ZM80 135H81V134H80ZM83 135H85V137H86L87 134H83ZM89 135H90V134H89ZM98 135H97V136H98ZM106 135H107V134H106ZM117 135H118V134H117ZM126 135H125V136H126ZM130 135H131V134H130ZM134 135H135V134H134ZM134 135L132 136V140H133V141H134V139L136 140L135 137H136L138 134H137L136 136H134ZM147 135H148V134H147ZM151 135H152V134H151ZM153 135H152V136H153ZM159 135H160V134H159ZM170 135H171V134H170ZM187 135H188V134H187ZM204 135H205V134H204ZM213 135H214V134H213ZM3 136H4V135H3ZM30 136H29V138L31 139ZM66 136H68V135H66ZM70 136H71V135H70ZM72 136H73V135H72ZM90 136H91V135H90ZM107 136L109 137V135H107ZM142 136H143V135H142ZM142 136H140V137H142ZM149 136H150V135H149ZM155 136H157V135H154V139H153V141H155L156 138L160 139V137H155ZM175 136H176V135H175ZM193 136H194V134H193ZM201 136H202V135H201ZM208 136H209V134H207V138H208ZM215 136L217 137V134H216ZM215 136H214V137H215ZM226 136H227V135H225V137H226ZM35 137H36V136H35ZM42 137H43V136H42ZM46 137H47V136H46ZM59 137H61V136L59 135ZM59 137H57V138H59ZM64 137H65V135H64ZM80 137H83V136H80ZM92 137H93V135H92ZM92 137H91V138H92ZM101 137H104L103 134H102ZM112 137H113V136H112ZM138 137H139V136H138ZM145 137H146V136H145ZM218 137H219V136H218ZM2 138H3V137H2ZM2 138H1V139H2ZM33 138H34V137H33ZM33 138H32L31 140H33ZM51 138H52V137H51ZM57 138H56V139H57ZM61 138H62V137H61ZM61 138H60V139H61ZM66 138H67V137H66ZM68 138H69V136H68ZM76 138H77V135H76ZM87 138H88L89 140L91 139V138H89L88 136H87ZM87 138H86V139H87ZM124 138H125V137H124ZM165 138H166V136H165ZM165 138H164V139H165ZM168 138H169V137H168ZM180 138H181V137H180ZM183 138H184V136H183ZM187 138H188V136H187ZM197 138H198V137H197ZM199 138H200V137H199ZM203 138H204V136H203ZM242 138H243V137H242ZM1 139H0V140H1ZM7 139H8V138H7ZM13 139H14V138H13ZM27 139H28V138H27ZM27 139H26V140H27ZM38 139H39V138H38ZM43 139H45V137H43ZM73 139H74V138H73ZM86 139H84V140H86ZM98 139H100V140L97 141L98 144H97V146H95L94 148H96V147H98L99 149H102L103 147H104V148H105V147L110 148V149H112L113 156L115 157L114 160L117 159L118 163L120 162L119 164H122V162H126V161H127L126 159L128 158V156H130V154H129V152H128V154L126 155V154H123V152L121 153V152L118 151V149H119V148H118V147H119V146H118V144H119L118 141H117V142H118V144H117V142H115V140H114V141L112 140V139H114V138H109V139H108L107 137H105V138H98ZM102 139H103V140H102ZM119 139H120V138H119ZM122 139H123V138H122ZM141 139H142V138H140L139 141H140ZM144 139H145V138H144ZM144 139H143V140H144ZM148 139H149V137H148ZM162 139H163V137H162ZM164 139H163V140H164ZM185 139H186V138H185ZM194 139H195V138H194ZM217 139H218V138H217ZM221 139H222V138H220V140H221ZM224 139H225V138H224ZM224 139H223V140H224ZM9 140H10V139H9ZM31 140H30V141H31ZM57 140H58V139H57ZM78 140L80 141L79 138H78ZM93 140H94V139H93ZM116 140H117V139H116ZM126 140H127V139H126ZM128 140H129V138H128ZM132 140H131V141H132ZM137 140H138V139H137ZM165 140H166V139H165ZM181 140H183V139H181ZM202 140H204V139H202ZM205 140H206V139H205ZM205 140H204V141H205ZM214 140H216V139L214 138ZM214 140H213V141H214ZM243 140H244V139H243ZM2 141H3V139H2ZM61 141H62V140H61ZM63 141H65V138H64ZM74 141H75V140H74ZM144 141H145V140H144ZM146 141H147V140H146ZM161 141H162V140H161ZM179 141H180V140H179ZM213 141H212V142H213ZM217 141H218V140H217ZM229 141H230V140H229ZM241 141H242V140H240V142H241ZM34 142H36V141H34ZM81 142H82V141H81ZM84 142H85V141H84ZM122 142H123V141H121V145H120V146H121V150H122V148L124 147V146L122 147ZM125 142H127V141H125ZM125 142H124V143H125ZM141 142H142V141H141ZM181 142H185V143H186V141H181ZM181 142H180L179 144H181ZM223 142H224V141H222L221 146L223 145ZM225 142H227V141H225ZM244 142H245V141H244ZM1 143H2V142H1ZM4 143H5V142H4ZM4 143H3V144H4ZM24 143H25V142H24ZM42 143H43V142H42ZM48 143H49V142H48ZM59 143H61V142L59 141ZM68 143H69V142H68ZM73 143H74V142H73ZM73 143H72V144H73ZM89 143H90V142H89ZM92 143H95V141L92 142ZM132 143H134V142H132ZM132 143H131V145H132ZM136 143H137V142H136ZM161 143H162V142H161ZM175 143H176V142H175ZM203 143H205V142H203ZM218 143H220V142H217L216 144L218 145ZM238 143H239V142H238ZM241 143H242V142H241ZM3 144H1V145L4 147ZM37 144H38V142H37ZM39 144H41V143H39ZM39 144H38L37 146H39ZM45 144H46V143H45ZM45 144H44V148H45ZM64 144H65V142H64ZM66 144H67V143H66ZM70 144H71V143H70ZM134 144H135V143H134ZM137 144H138V143H137ZM137 144L135 145V147L138 146ZM143 144H144V143H143ZM148 144H152V141H151V143H148ZM176 144H178V143H176ZM182 144H183V143H182ZM192 144H193V143H192ZM194 144H195V143H194ZM216 144H215V145H216ZM230 144H233V143L230 142ZM51 145H52V143L50 144V146H51ZM74 145H75V144H74ZM78 145H79V144H78ZM80 145H81V144H80ZM123 145H125V144H123ZM127 145H128V144L126 143V146H127ZM131 145H130V146H131ZM140 145H141V143H140ZM159 145H160V144H159ZM159 145H158V146H159ZM168 145H169V144H168ZM170 145H171V144H170ZM185 145H186V144H184V148L187 147V146H185ZM187 145H188V144H187ZM2 146H1V147H2ZM37 146H36V147H37ZM48 146H49V145H48ZM62 146H63V145H62ZM67 146H68V144H67ZM67 146H66V147H67ZM85 146H86V145H85ZM88 146H89V145H88ZM92 146H93V145H92ZM126 146H125V147H126ZM161 146H162V145H161ZM166 146H167V145H166ZM175 146H176V145H175ZM179 146H180V145H179ZM190 146H191V145H190ZM205 146H206V145H205ZM231 146H232V145H231ZM240 146H241V145H240ZM1 147H0V148H1ZM3 147H2V149H3ZM20 147H21V146H20ZM138 147H139V146H138ZM138 147H137V148H138ZM146 147H147V145H146ZM159 147H160V146H159ZM168 147L170 148V146H168ZM217 147L219 148V146H217ZM68 148H69V147H68ZM80 148H81V149H80ZM80 148H79V149H80L79 151H78V148H77L76 151H74V150L72 151V150H71L72 152L69 153V155H70V156H69L70 159H71L73 156H75V157L73 158V159L75 160L76 156H78V155L81 156V157H83L84 159H89V158H91L92 154H96V152H95V153H92L93 151H92V152L90 151L91 148L87 149V148L84 147V148H85V149H84V148L81 147V146H80ZM82 148H83V149H82ZM127 148H128V147H127ZM130 148H133V147H130ZM137 148H136V149H137ZM141 148H142V146H141ZM152 148H153V146H152ZM157 148H158V147H157ZM161 148H162V147H161ZM172 148H173V147H172ZM179 148H181V147H179ZM189 148H191V147H189ZM189 148H188V149H189ZM192 148H193V147H192ZM192 148H191L190 150H192ZM195 148H196V147H195ZM202 148H203V147H202ZM202 148H201V149H202ZM228 148H229V147H228ZM230 148H231V147H230ZM18 149H19V148H18ZM22 149H23V147H21V150H22ZM42 149H43V148H42ZM74 149H76V148H74ZM99 149H97V150H99ZM124 149H126V148H124ZM134 149H135V148H134ZM154 149H155V148H154ZM174 149H175V148H174ZM174 149H173V150L171 149V152L174 151ZM188 149H187V150L185 149V150L188 151ZM206 149H207V148H206ZM223 149H224V148H223ZM49 150H51L50 153L53 151L52 148L49 149ZM60 150H61V149H60ZM63 150H64V149H63ZM63 150H62V151H63ZM121 150H120V151H121ZM131 150H132V149H131ZM137 150H138V149H137ZM150 150H151V149L147 148L146 150H144V152H145L144 154L149 153ZM156 150H157V149H156ZM158 150H159V151H160V150L163 151V149H159V148H158ZM167 150H168V152H170V151H169L170 149H167ZM176 150H177V148H176ZM196 150H197V148L195 149V151H194V150H193V151L197 153ZM202 150H203V149H202ZM214 150H215V149H214ZM220 150H222V149H220ZM220 150H219V151H220ZM224 150H226V149H224ZM227 150H229V149H227ZM227 150H226V151H227ZM230 150H232V149H230ZM9 151H10V150H9ZM13 151H15V150H13ZM100 151H101V150H100ZM104 151H105V150H104ZM123 151H124V150H123ZM126 151H127V149H126ZM142 151H143V150H141V153H142ZM151 151H152V150H151ZM177 151H178V150H177ZM3 152H4V150H3ZM11 152H12V151H11ZM17 152H18V151H17ZM17 152H15L16 155L18 154ZM38 152H39V151H38ZM48 152H49V151H48ZM64 152H65V151H63V152H61V151H57L56 154L53 152L55 155L51 158V160H50V162H49V164H48V168L46 169L45 166L43 165L44 168H45L47 171L49 170V171H48V174H49V172H50L51 176L54 177L56 180H61V179L63 178V176L65 175V173H66V169H65L64 163H63V161H62V155H63ZM135 152H136V150H135ZM152 152H153V151H152ZM188 152H189V151H188ZM200 152H201V151H200ZM200 152H199V153H200ZM217 152H218V151H217ZM228 152H229V151H228ZM234 152H235V151H234ZM124 153H125V152H124ZM133 153H134V151H133ZM138 153H139V152H138ZM153 153H154V152H153ZM153 153H151L150 155H153ZM158 153L160 154V152H158ZM166 153H167V152H166ZM209 153H210V152H209ZM230 153H231V152H230ZM4 154H5V153H4ZM4 154H3V155H4ZM10 154H11V153H10ZM38 154H39V153H38ZM136 154H137V153H136ZM159 154H158V155H159ZM170 154H171V153H170ZM180 154H182V153H180ZM180 154H178V155H180ZM185 154H186V152H185ZM187 154H188V153H187ZM194 154H195V153H194ZM5 155H7V154H5ZM102 155H103V154H102ZM137 155H138V154H137ZM150 155H149V156H150ZM154 155H155V156L157 155L156 152H155ZM164 155H165V154H164ZM168 155H169V154H167V156H168ZM182 155H183V154H182ZM191 155H192V154H191ZM197 155H198V154H197ZM197 155L195 154V156H197ZM227 155H228V154H227ZM8 156H9V153H8ZM44 156H46V154H45ZM48 156H49V155H48ZM48 156H47V157H48ZM65 156H67V155H65ZM94 156H95V155H94ZM161 156H162V155L160 154V157H161ZM169 156H170V155H169ZM202 156H203V155H202ZM208 156H209V155H208ZM214 156H215V154H214ZM214 156H212V158H213ZM217 156H218V155H217ZM230 156H231V155H230ZM14 157H15V156H14ZM38 157H39V156H38ZM40 157H41V154H40ZM101 157H102V156H101ZM109 157H110V156H109ZM145 157H148V155L145 156ZM153 157H154V156H153ZM162 157H163V156H162ZM170 157H171V156H170ZM181 157H182V156H181ZM181 157L179 156L178 158H181ZM193 157H194V156H193ZM193 157L191 156V158H193ZM197 157H199V155H198ZM203 157H204V156H203ZM205 157H207V156H205ZM6 158H7V157H6ZM48 158H49V157H48ZM131 158H132V157H131ZM163 158H166V157H163ZM168 158H169V157H168ZM182 158H183V157H182ZM188 158H189V157H188ZM215 158H216V157H215ZM225 158H226V156H225ZM225 158H224V159H225ZM7 159H8V158H7ZM37 159H38V158H37ZM40 159H42V158H40ZM40 159H38V160H40ZM49 159H50V158H49ZM73 159H72V161H74ZM84 159H82V160H84ZM109 159H110V158H109ZM109 159H108V160H109ZM147 159H148V158H147ZM158 159H159V157H158ZM171 159H172V158H171ZM174 159H177V158L174 157ZM183 159H184V158H183ZM183 159L180 160L179 162L177 161L178 164L183 165V163H185V161H184ZM194 159H195V158H194ZM196 159H197V158H196ZM198 159H199V158H198ZM45 160H46V158H45ZM90 160H91V159H90ZM168 160H169V159H168ZM168 160H167V162H168ZM172 160H173V159H172ZM177 160H178V159H177ZM191 160H192V159H191ZM191 160H190V161H191ZM208 160H210V159H208ZM208 160H207V161H208ZM7 161H8V160H7ZM72 161H70V163H71ZM75 161H76V160H75ZM88 161H89V160H88ZM92 161H93V158H92ZM134 161H136V160H134ZM159 161L162 162L161 160H159ZM165 161H166V160H165ZM173 161H175V160H173ZM203 161L205 162V160H203ZM203 161H202V162H203ZM207 161H206V162H207ZM216 161H217V160H216ZM218 161H219V160H218ZM218 161H217V162H218ZM8 162H9V161H8ZM129 162H130V159H129ZM142 162H143V161H142ZM153 162H154V160H153ZM153 162H152V163H153ZM160 162H158V163H160ZM167 162H166V163H167ZM175 162H176V161H175ZM177 162H176V163L173 162V164H177ZM193 162H195V160H194ZM193 162H192V163H193ZM206 162H205V163H206ZM208 162H210V161H208ZM229 162H230V161H229ZM34 163H36V161H35ZM126 163H127V162H126ZM146 163H147V162H146ZM146 163H145V164H146ZM150 163H151V162H150ZM168 163L170 164V161H169ZM8 164H9V163H7V165H8ZM124 164H125V163H124ZM124 164H123V165H124ZM128 164H129V163H128ZM130 164H131V163H130ZM130 164H129V165H130ZM154 164H155V163H154ZM162 164H165V163L162 162ZM162 164H161V166H162ZM190 164H191V163H190ZM196 164H197V163H196ZM203 164H204V163H203ZM7 165H6V166H7ZM31 165H32V164H31ZM36 165H38V164H36ZM45 165H46V164H45ZM102 165H103V164H102ZM102 165H101V164H98V163H93V164H91L90 166H88L87 169L85 170V173H84L83 177H82L81 180H80V181H81V182H80L81 187H78V188L82 189L87 195H91V196H94V197H98L99 195H100V196L102 195V197H103V196H105V197H107V196L110 197V195L112 194V193H111L112 190L106 188V187H109V186H110V185H109L110 182H109V183H106V181H107V180L109 181V179H110V180H111V179H114L115 181H117V180H121V183L125 182V183H123V184L126 185V186H128V189H129V191H130L131 193H133L134 195H136V196H138V197L140 196L139 198L141 199V201H138L139 204H140V205H139V204H138V205L141 206V208H142L143 210H146L147 212H151V213H152V211H153V212H154V211H157V212H158L159 210L164 209V207H166V205H169V209H168V212H169V210H171L170 207H172V205L170 206V204H171V198H173V197H171V196H172V192H173V194H174V193H176V192H174V191H176V190H185V189L187 188V186L192 182L191 180L189 181L190 178H188L187 176L184 175V172H183V171H184L185 169H183V171L180 170L181 168H184V167H185L184 165H183L179 170H176V169L173 168L172 166H178V165H172V164H170L168 167H161V168H158V166L155 164L157 167H155V168L149 173V175H147L146 177H144L145 175H143L144 178H147L146 181H144V180H140L139 178L136 179V178L132 175V176L135 178V179H134V180H135V181H134V182H135L134 184H132V183L129 181L131 177H130V178H127L126 175H121V174L116 176V175L112 174L110 171H107L106 169H104ZM134 165H135V164H134ZM143 165H144V164H143ZM147 165H148V164H147ZM166 165H167V164H166ZM186 165H187V164H186ZM201 165H202V164H201ZM201 165H200V166H201ZM206 165H207V163H206ZM206 165L204 164L203 166H206ZM73 166H74V165H73ZM120 166H121V165H120ZM132 166H133V165H132ZM132 166H131V167H132ZM159 166H160V164H159ZM193 166H194V165H193ZM193 166H192V168H193ZM30 167H31V166H30ZM34 167H36V166L34 165ZM109 167H110V166H109ZM124 167H125V166H124ZM135 167H136V166H135ZM147 167H148V166H147ZM153 167H154V166H153ZM201 167H202V166H201ZM214 167H215V166H214ZM214 167H213V168H214ZM37 168H38V167H37ZM41 168H42V167H41ZM125 168L127 169V167H125ZM151 168H152V167H151ZM204 168H205V167H204ZM230 168H231V167H230ZM35 169H36V168H35ZM45 169H43V170H45ZM74 169H75V168H74ZM126 169H125V170H126ZM141 169H142V168H141ZM141 169H140V170H141ZM189 169H190V168H189ZM211 169H212V168H211ZM5 170H6V169H5ZM8 170L11 171V169H8ZM36 170H38V169H36ZM120 170H121V169H120ZM150 170H151V169H150ZM190 170H191V169H190ZM200 170H201V169H199V171H200ZM203 170H204V169H202L201 171L203 172ZM213 170H215V169H213ZM111 171H112V170H111ZM122 171H123V170H122ZM127 171H128V170H127ZM194 171H195V170H194ZM197 171H198V170H197ZM199 171H198V172H199ZM215 171H217V169H216ZM44 172H45V171H44ZM137 172H138V171H137ZM145 172H146V171H145ZM187 172H188V171H187ZM187 172H186V173H187ZM189 172H190V171H189ZM189 172H188V173H189ZM192 172H193V170H192ZM195 172H196V171H195ZM202 172H201V173H202ZM36 173H37V172H36ZM38 173H39V172H38ZM70 173H71V172H70ZM143 173H144V170H143ZM143 173H142V174H143ZM146 173H147V172H146ZM15 174H16V173H15ZM43 174H44V173H43ZM48 174H46V175L48 176ZM117 174H118V173H117ZM191 174H192V173H191ZM193 174H194V172H193ZM213 174H214V171H213ZM41 175H42V172H41ZM74 175H75V174H74ZM135 175L138 176L139 174L135 173ZM140 175H141V174H140ZM11 176H12V175H11ZM15 176H18V175L16 174ZM39 176H40V174H39ZM39 176H38V177H39ZM47 176H45V177H47ZM130 176H131V174H130ZM141 176H142V175H141ZM189 176H190V175H189ZM195 176H196V174H195ZM45 177H43V178H45ZM48 177H49V176H48ZM48 177H47V178H48ZM133 177H132V178H133ZM167 177L172 178V179H171V182H172L173 179H174V182H172V183H170V181H169V182H167V181H166V182H163V180L165 181V179H167ZM2 178L4 179L3 176H2ZM7 178H9V175H8V177H6V179H7ZM11 178H12V177H11ZM49 178H50V177H49ZM193 178H194V176H193ZM195 178H196V177H195ZM197 178H198V175H197ZM0 179H1V178H0ZM51 179H53V178H51ZM55 179H54V180H55ZM142 179H143V178H142ZM191 179H192V178H191ZM201 179H202V178H201ZM201 179H200V180H201ZM197 180H198V179H197ZM203 180H204V179H203ZM203 180H202V181H203ZM259 180H260V179H259ZM1 181H3V180L1 179ZM6 181H7V180H6ZM13 181H14V180H13ZM46 181H47V180H46ZM49 181H50V180H49ZM61 181H62V180H61ZM61 181H60V185H61ZM215 181H217V179H216ZM215 181H214L213 183H215ZM260 181H261V180H260ZM10 182H11V181H10ZM42 182H43V181H42ZM0 183H1V182H0ZM57 183H58V182H57ZM113 183H114V182H113ZM204 183H205V181H203V183L201 182V184H204ZM227 183H228V182H227ZM40 184H41V183H40ZM55 184H56V183H55ZM116 184H117V183H116ZM127 184H128V185H127ZM191 184H192V183H191ZM193 184H194V183H193ZM201 184H200V187H201ZM48 185H49V184H48ZM53 185H54V184H53ZM114 185H115V184H114ZM212 185H213V184H212ZM231 185H232V184H230V186H231ZM55 186H56V185H55ZM227 186H228V185H227ZM230 186H229V187H230ZM257 186H258V184H257ZM39 187H40V186H39ZM49 187H50V186H49ZM206 187H207V186H206ZM206 187H205V188H206ZM211 187H212V186H211ZM40 188H43V187H40ZM124 188H125V187H124ZM37 189H39V188H37ZM44 189H45V188H43V190H44ZM51 189H52V187H51ZM51 189H50V190H51ZM126 189H127V188H126ZM210 189H211V191H212V188H210ZM213 189H214V188H213ZM225 189H226V188H225ZM227 189H228V188H227ZM227 189H226V190H227ZM230 189H231V188H229L228 190H230ZM232 189H233V188H232ZM256 189H257V188H256ZM58 190H59V187H58ZM113 190H114V189H113ZM233 190H234V189H233ZM38 191H41V190L39 189ZM52 191H53V190H52ZM190 191H191V190H190ZM202 191H203V190H202ZM21 192H22V191H21ZM25 192H26V191H25ZM32 192H34V191H32ZM115 192H116V191H115ZM177 192H178V191H177ZM179 192H180V191H179ZM182 192H183V191H182ZM34 193H35V192H34ZM54 193H55V192H54ZM187 193H188V191H187ZM224 193H227V192H224ZM260 193H261V192H260ZM260 193H259V194H260ZM23 194H24V193H23ZM31 194H32V193H31ZM40 194H41V192H39V195H40ZM177 194H178V193H177ZM182 194H183V193H182ZM188 194H189V193H188ZM191 194H192V192H191ZM256 194H257V193H256ZM18 195H19V193H18ZM29 195H30V194H29ZM29 195H28V196H29ZM34 195H35V194H34ZM43 195H44V194H43ZM45 195H47V193H46ZM51 195H52V194H51ZM51 195H50V196L48 195V196L51 197ZM55 195H56V194H55ZM116 195H117V194H116ZM120 195H121V194H120ZM130 195H131V194H130ZM183 195H184V194H183ZM189 195H190V194H189ZM224 195H225V194H224ZM7 196H8V195H7ZM36 196H37V195H36ZM36 196H35V197H36ZM118 196H119V194H118ZM132 196H133V195H132ZM174 196H178V195H174ZM196 196H199V195L196 194ZM196 196H195V197H196ZM220 196H221V195H220ZM256 196H258V195H256ZM256 196H255V197H256ZM259 196H260V195H259ZM8 197H9V196H8ZM18 197H19V196H18ZM23 197H24V196H23ZM29 197L31 198V196H29ZM32 197H33V196H32ZM37 197H38V196H37ZM58 197H60V196H58ZM89 197H90V196H89ZM122 197H124V196L122 195ZM122 197H120V198H122ZM128 197H129V196H128ZM178 197H179V196H178ZM178 197H177V198H178ZM185 197H186V196H185ZM204 197H205V196H204ZM204 197H203V198H204ZM213 197H214V196H213ZM221 197H223V195H222ZM224 197H225V196H224ZM232 197H234V196H232ZM10 198H11V194H10ZM15 198H16V197H15ZM20 198H21V197H20ZM27 198H28V197H26V199H27ZM43 198H44V197H43ZM45 198H46V197H45ZM84 198H85V197H84ZM129 198H130V197H129ZM129 198H128V200H129ZM174 198H175V197H174ZM177 198H176V199H177ZM179 198H184V197L181 196V197H179ZM190 198H191V196H190ZM196 198H197V197H196ZM32 199H33V198H32ZM37 199H38V198H37ZM41 199H42V197H41ZM41 199H40V200H41ZM86 199H87V198H86ZM90 199H91V198H90ZM103 199H104V198H103ZM106 199H107V198H106ZM111 199H113V198L111 197ZM130 199H131V198H130ZM186 199H188V197H186L185 200H186ZM197 199L200 200V198H197ZM220 199H221V198H220ZM220 199H219L218 201H220ZM230 199H231L230 201H232L233 198H230ZM256 199H257V198H256ZM35 200H36V198H35ZM47 200H48V199H47ZM97 200H100V199H97ZM97 200H96V201H97ZM108 200H110V199H108ZM174 200H175V199H174ZM183 200H184V199H183ZM188 200H189V199H188ZM223 200H224V199H223ZM36 201H37V200H36ZM43 201H44V200H43ZM53 201H54V200H53ZM57 201H58V200H57ZM75 201H76V200H75ZM106 201H107V200H106ZM112 201H113V200H112ZM112 201H111V202H112ZM175 201H176V200H175ZM195 201L198 202V200H195ZM200 201H201V200H200ZM208 201H209V200H208ZM210 201H211V200H210ZM228 201H229V199H228ZM33 202H34V201H33ZM38 202H39V201H38ZM50 202H51V200H50ZM55 202H56V201H55ZM72 202H73V201H72ZM79 202H80V201H79ZM83 202H84V201H83ZM97 202H98V201H97ZM103 202H105V201H103ZM109 202H110V201H109ZM125 202H127V199H126ZM125 202H124V204H125ZM134 202H136V201H134ZM186 202H187V200H186ZM202 202H203V201H202ZM119 203H120V202H119ZM119 203H117V204H118V207H119ZM127 203H128V202H127ZM184 203H185V202H184ZM212 203H213V201H212ZM14 204H15V203H14ZM37 204H38V203H37ZM40 204H41V203H40ZM40 204H39V205H40ZM44 204H45V202L43 203V205H44ZM51 204H52V203H51ZM68 204H70V203H67V205H68ZM75 204H76V203H75ZM90 204H91V203H90ZM95 204H96V203H95ZM101 204H102V203H101ZM104 204H105V203H104ZM110 204H112V203H110ZM113 204H114V203H113ZM117 204H116V205H117ZM121 204H123V203L121 202ZM124 204L122 205V207L124 206ZM129 204H130V203H129ZM176 204H178V203H176ZM180 204H181V203H180ZM197 204H199V202H198ZM9 205H10V204H9ZM29 205H30V204H29ZM43 205L41 204V207H43ZM58 205H62V203L59 204V202H58ZM64 205H65V204H64ZM82 205H83V204H82ZM86 205H87V203H86ZM206 205H207V204H206ZM224 205H225V204H224ZM243 205H244V204H243ZM17 206H18V204H17ZM52 206H53V205H52ZM56 206H57V205H56ZM70 206H71V209H72V211L74 212V214H75L76 217H81V218L83 217V218L86 219V220L88 219V217L85 218V216L87 215V213L85 212L84 209H82L83 207H80V206H78L77 204L74 205V206H73V205H69V207H70ZM87 206H89V204H88ZM92 206H93V205H92ZM95 206H96V205H95ZM109 206H110V205H109ZM114 206H115V205H114ZM127 206H128V205H127ZM130 206H132V205H130ZM133 206H134V203H133ZM136 206H137V205H136ZM136 206H135V207H136ZM173 206H174V205H173ZM182 206H183V205H182ZM190 206H191V205H190ZM197 206H198V205H197ZM217 206H218V204H217ZM222 206H223V205H222ZM230 206H232V205H230ZM230 206H229V209H230ZM11 207H12V206H11ZM44 207H45V206H44ZM50 207H51V206H50ZM54 207H55V206H54ZM58 207H59V206H58ZM58 207H57V209H58ZM60 207H61V206H60ZM69 207H68V208H69ZM85 207H86V206H85ZM89 207H90V206H89ZM93 207H94V206H93ZM93 207H92V208H93ZM103 207H104V206H103ZM137 207H138V206H137ZM176 207H177V205H176ZM185 207H186V206H185ZM195 207H196V206H195ZM201 207H202V206H201ZM201 207H200V208H201ZM15 208H18V207L15 206ZM32 208H33V207H32ZM32 208H31V209H32ZM65 208H66V209H65ZM99 208H100V207H99ZM124 208H125V206H124ZM126 208H128V207H126ZM180 208H182L181 205H180ZM187 208H188V207H187ZM190 208H191V207H190ZM212 208H213V207H212ZM212 208H211V209H212ZM242 208H244V207H242ZM10 209H11V208H10ZM13 209H14V208H13ZM13 209H12V210H13ZM18 209H19V208H18ZM71 209L69 208L68 210H70V212H71ZM94 209H96V208H94ZM115 209H116V208H115ZM117 209H118V208H117ZM117 209H116V212H117ZM128 209H129V208H128ZM128 209H127V210H128ZM173 209H174V208H173ZM173 209H172V212H173ZM177 209H178V208H177ZM192 209H193V208H191L190 211H191ZM217 209H218V208H217ZM227 209H228V208H227ZM227 209H226V212H227ZM15 210H16V209H15ZM19 210H20V209H19ZM19 210H18V211H19ZM37 210H38V209H37ZM40 210H41V209H40ZM53 210H55V209H53ZM62 210H63V209H62ZM64 210H67V207H66V206L64 207ZM86 210H87V209H86ZM96 210H97V209H96ZM107 210H108V209H107ZM123 210H125V209H123ZM127 210H126V211H127ZM196 210H197V209H196ZM57 211H58V210H57ZM59 211H61V210H59ZM90 211H91V210H90ZM100 211H101V210H100ZM102 211H103V208H102ZM105 211H106V210H105ZM128 211H129V210H128ZM164 211H165V210H164ZM178 211H179V210H178ZM213 211H214V210H213ZM224 211H225V210H224ZM239 211H240V210H239ZM239 211H238V212H239ZM241 211H242V210H241ZM14 212H15V211H13V213H14ZM34 212H36V215H37L38 213H41V212H38V213H37V211H34ZM55 212H56V211H55ZM131 212H132V211H131ZM159 212H160V211H159ZM166 212H167V211H166ZM168 212H167V213H168ZM172 212L170 211V213H172ZM175 212H176V210H175L173 213H175ZM200 212H201V210H200ZM220 212H221V211H220ZM10 213H11V212H10ZM19 213H21V212H19ZM19 213H18V214H19ZM57 213H59V212H57ZM91 213H92V211H91ZM94 213H95V212H94ZM100 213H101V212H100ZM100 213H99V215H100ZM110 213H111V212H110ZM128 213H129V215H128V214H127V215H126V214L124 215V216L126 217V220H127V221L129 220V219H128V216L131 217V216H133V215L136 216V217H134L136 220L141 221V220H139V219H140V218H143L141 215L144 214V213H142V211H141V212H140V211H135V212H133V213H130V212H128ZM155 213H156V212H155ZM188 213H189V212H188ZM210 213H211V212H210ZM212 213H213V212H212ZM63 214H66V212L64 211ZM67 214H69V211L67 212ZM88 214H89V213H88ZM96 214H97V213H96ZM103 214H104V213H103ZM103 214H102V215H103ZM107 214H108V212H107ZM114 214H115V213H114ZM116 214H118V213H116ZM152 214H153V213H152ZM182 214H183V213H182ZM202 214H203V213H202ZM228 214H229V213H228ZM228 214H225L224 216L227 217V216H229ZM39 215H40V214H39ZM47 215H49V214H47ZM59 215H60V213H59ZM59 215H58V216H59ZM70 215H71V214H69V216H70ZM90 215H92V214H90ZM111 215H113V214L111 213ZM118 215H119V217H120V214H118ZM155 215H156V214H155ZM176 215H177V214H176ZM205 215H206V214H205ZM216 215H217V214H216ZM0 216H1V215H0ZM27 216H28V214H27ZM37 216H38V215H37ZM37 216L35 217V219L38 218ZM40 216H41V215H40ZM62 216H64V215H61V217H62ZM66 216H67V218H68V215H66ZM87 216H89V215H87ZM92 216H93V215H92ZM94 216H96V215L94 214ZM94 216H93V217H94ZM100 216H101V215H100ZM103 216H104V215H103ZM145 216H146V215H145ZM152 216H153V215H152ZM162 216H164V215H162ZM162 216H161V218H162ZM169 216H171V214H170ZM181 216H182V215H181ZM185 216H186V215H185ZM207 216H208V215H207ZM209 216H210V214H209ZM64 217H65V216H64ZM105 217H106V215H105ZM130 217H129V218H130ZM153 217H154V216H153ZM164 217H165V216H164ZM164 217H163V218H164ZM186 217H187V216H186ZM205 217H206V216H205ZM214 217H215V216H214ZM222 217H223V215H222ZM48 218H51V215H50V217H48ZM56 218H57V217H56ZM73 218H74V216H73ZM91 218H92V217H91ZM114 218H117V215H116ZM134 218H133L132 221H134ZM156 218H157V217H156ZM163 218H162V219H163ZM167 218H169V219L167 220V221H169V220H170V217H167ZM167 218H165V219H167ZM181 218H182V217H181ZM181 218H180V219H181ZM189 218H190V217H189ZM210 218H211V217H210ZM3 219H4V218H3ZM20 219H21V218H20ZM41 219H42V218H41ZM51 219H53V218H51ZM57 219H58V218H57ZM57 219H56V221H57ZM60 219H63V217L60 218ZM68 219H69V218H68ZM93 219H95V218H93ZM93 219H92V220H93ZM102 219H104V218H102ZM121 219H122V217H121ZM121 219H118V220L121 221ZM123 219H124V218H123ZM123 219H122V220H123ZM145 219H146V218H145ZM151 219H152V218H151ZM187 219H188V218H187ZM207 219H208V218H207ZM207 219H205V220H207ZM31 220H32V219H31ZM46 220H47V219H46ZM65 220H66V219H65ZM70 220L72 221V218H71ZM70 220H69V221H70ZM76 220H77V219H76ZM76 220H75V221H76ZM92 220H91V221H92ZM100 220H101V219H100ZM100 220H98V221H100ZM175 220H176V219H175ZM184 220H185V219H184ZM210 220H211V219H210ZM27 221H28V220H27ZM36 221H37V220H36ZM36 221H35V223H36ZM59 221H61V220H59ZM59 221H58V222H59ZM71 221L69 222V224L71 223ZM115 221H116V220H115ZM129 221H130V220H129ZM160 221H161V220H160ZM178 221H179V220H178ZM181 221H182V220H181ZM19 222H20V221H19ZM23 222H24V221H23ZM29 222H30V221H29ZM39 222H40V221H39ZM41 222H42V221H41ZM44 222H45V221H44ZM49 222H50V219H49L48 223H49ZM51 222H52V223H53V222L55 223V221H53V220H51ZM66 222H67V221H66ZM66 222H65V223H66ZM78 222H79V221H78ZM112 222H114V221H112ZM112 222H111V224H112ZM123 222H124V220H123ZM141 222H142V221H141ZM143 222H144V221H143ZM145 222H146V221H145ZM149 222H152V221H149ZM164 222H165V221H164ZM170 222H171V220H170ZM2 223H3V222H2ZM37 223H38V221H37ZM56 223H57V222H56ZM63 223H64V222H63ZM90 223H91V222H90ZM93 223H94V222H93ZM120 223H121V222H120ZM127 223H128V222H127ZM133 223L135 224V222H133ZM136 223H137V221H136ZM166 223H169V222H166ZM177 223H178V222H177ZM30 224H31V223H30ZM39 224H40V223H39ZM39 224H37V225H39ZM41 224H42V226L45 225L43 222H42ZM61 224H62V223H61ZM74 224H76V223H74ZM78 224H79V223H78ZM78 224H77V225H78ZM101 224H102V223H99V225H100L99 227H103V225H106V224H103V225H101ZM109 224H110V223H109ZM109 224L107 225L108 227H106V229L109 228ZM111 224H110V225H111ZM114 224H115V222H114ZM117 224H118V222H117L115 225H117ZM134 224H133V225H134ZM147 224H148V223H147ZM152 224H154V223H152ZM152 224H151V226H152ZM156 224H157V223H156ZM163 224H164V223H163ZM175 224H176V223H175ZM175 224H174V225H175ZM186 224H187V223H186ZM203 224H204V223H203ZM210 224H211V223H210ZM47 225H48V224H47ZM50 225H51V223H50ZM56 225H57V224H56ZM77 225H76V226H77ZM82 225H83V223H82ZM87 225H88V224H87ZM87 225L85 224V226H87ZM121 225H122V224H121ZM125 225H126V224H125ZM128 225H129V226H128ZM138 225H139V223H138ZM140 225H142V224L140 223ZM208 225H209V224H208ZM219 225H220V224H219ZM225 225H226V224H225ZM35 226H36V224H35ZM48 226H49V225H48ZM62 226H63V224H62ZM70 226H71V225H70ZM74 226H75V225H74ZM92 226H93V225H92ZM97 226H98V225H97ZM112 226H113V225H112ZM112 226H111V227H112ZM119 226H120V225H119ZM119 226H118V227H119ZM123 226H124V225H123ZM123 226H121V228H122ZM131 226H132V224H131ZM144 226H145V225H144ZM160 226L162 227V226H166V225H165V224H164V225H162V224L160 225V224H159L158 227H160ZM168 226H169V224H168ZM177 226H179V225L177 224ZM203 226H204V225H203ZM226 226H227V225H226ZM226 226H225V227H226ZM44 227L46 228V226H44ZM52 227H53V226H51V228H52ZM57 227H58V226H57ZM78 227H79L80 229H82V228H81V225H79ZM87 227H88V226H87ZM89 227H90V226H89ZM118 227H117V228H118ZM125 227H130V223H128L127 226H125ZM136 227H137V226H136ZM138 227H139V226H138ZM140 227H141V226H140ZM145 227H146V226H145ZM161 227H160L159 229H161ZM171 227H172V226H171ZM211 227H212V226H211ZM211 227H210V228H211ZM223 227H224V226H223ZM32 228H34V226H33ZM36 228H37V226H36ZM47 228H48V227H47ZM51 228H50V229H51ZM58 228H59V227H58ZM58 228H57V229H58ZM69 228H70V227H69ZM72 228H73V227H72ZM79 228H78V229H79ZM83 228H85V227L83 226ZM94 228H95V227H94ZM130 228H131V227H130ZM130 228H129V229H130ZM132 228H133V227H132ZM132 228H131V230H132ZM154 228H155V227H154ZM185 228H186V227H185ZM34 229H35V228H34ZM38 229H39V228H38ZM52 229H53V228H52ZM52 229H51V230H52ZM95 229H96V228H95ZM99 229H101V228H99ZM106 229H105V230H106ZM111 229H112V228H111ZM111 229H109V230H111ZM115 229H116V228H115ZM123 229H124V228H123ZM129 229H127V230H129ZM134 229H135V227H134ZM136 229H138V228H136ZM140 229H141V228H140ZM142 229H143V228H142ZM148 229H150V228H148ZM181 229H182V228H181ZM211 229H212V228H211ZM30 230H31V229H30ZM36 230H37V229H36ZM51 230H50V231H51ZM60 230H61V229H60ZM60 230H58V231H60ZM62 230H63V229H62ZM62 230H61V231H62ZM84 230H85V229H84ZM93 230H94V229H93ZM109 230H108V231H109ZM113 230H114V229H113ZM116 230H117V229H116ZM138 230H139V229H138ZM146 230H147V229H146ZM150 230H151V229H150ZM155 230H156V229H155ZM208 230H209V229H208ZM27 231H28V230H27ZM31 231H32V230H31ZM40 231H41V230H40ZM42 231H43V230H42ZM46 231H47V230H46ZM53 231H54V230H53ZM65 231H66V230H65ZM68 231H69V230H68ZM79 231H82V230H79ZM91 231H92V229H91ZM114 231H115V230H114ZM119 231H121V229H120ZM125 231H126V230H125ZM135 231H137V230H135ZM135 231L133 230L132 232H135ZM142 231H143V230H142ZM153 231H154V230H153ZM153 231H152V232H153ZM28 232H29V231H28ZM28 232H27V233H28ZM47 232H48V231H47ZM56 232H57V230H56ZM96 232H97V230H96ZM128 232H129V231H127V234H128ZM132 232H131V233H132ZM143 232H144V231H143ZM149 232H150V231H149ZM199 232H200V231H199ZM199 232H198V233H199ZM201 232H202V231H201ZM205 232H206V230L204 231V233H205ZM212 232H213V230H212ZM25 233H26V232H25ZM27 233H26V235H29V233H28V234H27ZM82 233H85V235L87 234L86 231H85V232L82 231ZM89 233H90V232H89ZM98 233H99V230H98ZM100 233H101V232H100ZM103 233H104V232L102 231V234H103ZM120 233H122V231H121ZM150 233H151V232H150ZM154 233H155V232H154ZM30 234H31V232H30ZM33 234H35V233H33ZM36 234H37V233H36ZM39 234H40V233H39ZM39 234H38V235H39ZM45 234H47V233L45 232ZM45 234H44V237L46 236ZM56 234H57V233H56ZM60 234H61V233H60ZM63 234H65V232H64ZM80 234H81V233H80ZM116 234H117V232H116ZM123 234H124V232H123ZM139 234H140V232H139ZM206 234H207V232H206ZM209 234H211V233H209ZM38 235H37V236H38ZM81 235H82V234H81ZM87 235H88V234H87ZM89 235H90V234H89ZM98 235H99V234H98ZM100 235H101V234H100ZM119 235H120V234H118V236H119ZM130 235H131V234H130ZM130 235L128 234L127 236H130ZM151 235H152V233H151ZM207 235H208V234H207ZM42 236H43V233H42ZM63 236L65 237V235H63ZM63 236H62V240L67 238V237L64 238ZM74 236H76V234H74ZM77 236H79V239H81V238H80L81 236L78 235V233H77ZM94 236H95V234H93V237H94ZM102 236H103V235H101V237H102ZM109 236H110V234H109ZM116 236H117V235H116ZM118 236H117V237H118ZM125 236H126V234H124L123 237L125 238ZM147 236H148V235H147ZM149 236H150V234H149ZM152 236H154V235H152ZM162 236H163V235H162ZM209 236H211V235H209ZM213 236H214V235H213ZM86 237H87V236H86ZM91 237H92V236H91ZM95 237H96V236H95ZM105 237H106V236H105ZM150 237H151V236H150ZM155 237H156V236H155ZM157 237H158V236H157ZM163 237H164V236H163ZM175 237H176V236H175ZM205 237H206V236H205ZM26 238H27V237H26ZM35 238H36V235H35ZM55 238H56V235H55ZM84 238H85V237H84ZM87 238H88V237H87ZM110 238H111V237H110ZM203 238H204V237H203ZM203 238H202V241H203ZM88 239H89V238H88ZM102 239H103V238H102ZM106 239H107V238H106ZM115 239H118V238L115 237ZM122 239H123V238H122ZM128 239H129L128 241H131L130 237H129ZM155 239H156V238H154V240H155ZM207 239H208V237H207ZM207 239H206V240H207ZM41 240H42V238H41ZM41 240H40V241H41ZM56 240H58V239L56 238ZM62 240H61V241H62ZM69 240H70V239H69ZM86 240H87V239H86ZM90 240H91V239H90ZM93 240H94V239H93ZM104 240H105V238H104ZM118 240H119V239H118ZM120 240H121V239H120ZM177 240H178V239H177ZM177 240H176V242H179V241H177ZM206 240H204L203 242H205ZM43 241H44V239H43ZM43 241H41V242H43ZM58 241H59V240H58ZM77 241H78V240H77ZM101 241H102V240H101ZM105 241H106V240H105ZM108 241H109V240H108ZM110 241H112V240H110ZM151 241H153V239H152ZM189 241H190V240H189ZM193 241H194V240H193ZM37 242H38V241H37ZM54 242H55V241H54ZM70 242H71V241H70ZM90 242H91V241H90ZM92 242H93V241H92ZM92 242H91V243H92ZM94 242H95V241H94ZM115 242H116V241H115ZM117 242H118V241H117ZM200 242H201V239H200ZM206 242H207V241H206ZM43 243H44V242H43ZM59 243H61V242H59ZM74 243L76 244V242H74ZM86 243H87V241H86ZM97 243H98V242H97ZM108 243H109V242H108ZM113 243H114V242H113ZM113 243H110V244H113ZM152 243H153V242H152ZM197 243H199V242H197V240H196L195 244H197ZM201 243H202V242H201ZM201 243H199V244H201ZM61 244H62V243H61ZM82 244H83V243H82ZM84 244H85V243H84ZM94 244H95V243H94ZM110 244H109V245H110ZM191 244H192V243H191ZM58 245H59V244H58ZM69 245H70V244H69ZM105 245H108V244L105 243ZM201 245H202V244H201ZM217 245H218V243H217ZM91 246H92V245H91ZM95 246H96V245H95ZM112 246H113V245H112ZM193 246H194V245H193ZM205 246H207V245H205ZM208 246H209V245H208ZM220 246H221V245H220ZM59 247H60V246H59ZM80 247H83V248H84L85 246H80ZM86 247H87V245H86ZM93 247H94V246H93ZM99 247H100V246H98V248H99ZM101 247H102V245H101ZM105 247H107V246H105ZM194 247H197V246H194ZM88 248H89V247H88ZM102 248H103V247H102ZM108 248H109V250H110L111 247H108ZM166 248H167V247H166ZM222 248H223V247H221V250H222ZM112 249H113V248H111V250H112ZM195 249H196V248H195ZM205 249H206L205 251L208 250V248H205ZM214 249H215V248H214ZM223 249H224V248H223ZM90 250H91V248H90ZM97 250H98V249H97ZM101 250H102V249H101ZM105 250H106V249H105ZM198 250H200V249L198 248ZM224 250H225V249H224ZM78 251H80V250H78ZM106 251H107V250H106ZM113 251H114V249H113ZM205 251H204V253H205ZM227 251H228V250H227ZM86 252H87V251H86ZM88 252H89V251H88ZM88 252H87V253H88ZM91 252H92V250H91ZM95 252H96V250H95ZM102 252H105V251L102 250ZM102 252H101V253H102ZM110 252H111V251H110ZM171 252H174V251H171ZM201 252H202V250H201ZM87 253H86V254H87ZM98 253H99V251H98ZM108 253H109V252H108ZM155 253H156V252H155ZM159 253H160V252H159ZM159 253L157 252V254H159ZM169 253H170V252H169ZM225 253H226L225 251H222V252L220 251V252H219L220 257H222V260H223V258H224V256H225ZM114 254H115V253H114ZM114 254H113V255H114ZM164 254H165V253H164ZM167 254H168V253H167ZM186 254H187V253H186ZM226 254H229V252H227ZM96 255H97V254H96ZM96 255H94V257H95ZM102 255L104 256L105 254L102 253ZM106 255H107V254H106ZM106 255H105V256H106ZM109 255L112 256L111 254H109ZM153 255H154V253H153ZM159 255H160V254H159ZM162 255H163V254H162ZM171 255H172V253H171ZM173 255H174V253H173ZM205 255H206V254H205ZM76 256L78 257V255H76ZM76 256H75V257H76ZM86 256H87V255H86ZM90 256H91V253H90ZM126 256H127V255H126ZM154 256H155V255H154ZM189 256H190V255H189ZM238 256H240V255L238 254ZM51 257H52V256H51ZM56 257H57V256H56ZM75 257H74V258H75ZM77 257H76V258H77ZM94 257H92V258L94 259ZM101 257H102V256H101ZM112 257H113V256H112ZM128 257H129V256H128ZM157 257H158V256H157ZM160 257H161V256H160ZM160 257H158V259H159ZM167 257H168V256H167ZM171 257H172V256H171ZM174 257H175V255H174ZM201 257H205L204 260L207 259L206 256H204V254H202ZM225 257H227V256H225ZM102 258H103V257H102ZM109 258H110V260H111V257H109ZM126 258H127V257H126ZM162 258L164 259L163 256H162ZM172 258H173V257H172ZM194 258H195V257H194ZM210 258H211V257H210ZM77 259H79V258H77ZM88 259H89V258H88ZM93 259H92V260H93ZM154 259H155V258H154ZM168 259H170V257H169ZM208 259H209V258H208ZM152 260H153V259H152ZM155 260H157V259H155ZM159 260H162V259H159ZM166 260H167V258H166ZM170 260H171V259H170ZM172 260H173V259H172ZM174 260H175V259H174ZM219 260H220V259H219ZM222 260H221V261H222ZM73 261H74V260H73ZM99 261H100V260H99ZM150 261H151V260H150ZM153 261H154V260H153ZM163 262H164V260H163ZM163 262H162V263H163ZM165 262H166V261H165ZM127 263H128V262H127ZM148 263H149V262H147L146 264H148ZM152 263H154V262H152ZM152 263H151V264H152ZM157 263H158V262H157ZM159 263H160V262H159ZM162 263H161V264H162ZM224 263H226V262H224ZM44 264H45V263H44ZM72 264H73V263H72ZM77 264H78V263H77ZM144 264H145V263H144ZM205 264H206V262H205Z\"/></svg>",
	"mask_w": 264,
	"mask_h": 264
}]
</instances>
